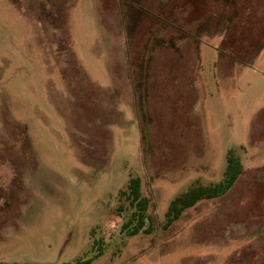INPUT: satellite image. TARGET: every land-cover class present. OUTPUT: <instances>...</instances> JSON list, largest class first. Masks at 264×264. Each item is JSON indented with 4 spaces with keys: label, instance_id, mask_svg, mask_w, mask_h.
I'll list each match as a JSON object with an SVG mask.
<instances>
[{
    "label": "rangeland",
    "instance_id": "obj_1",
    "mask_svg": "<svg viewBox=\"0 0 264 264\" xmlns=\"http://www.w3.org/2000/svg\"><path fill=\"white\" fill-rule=\"evenodd\" d=\"M0 264H264V0H0Z\"/></svg>",
    "mask_w": 264,
    "mask_h": 264
},
{
    "label": "trees",
    "instance_id": "obj_2",
    "mask_svg": "<svg viewBox=\"0 0 264 264\" xmlns=\"http://www.w3.org/2000/svg\"><path fill=\"white\" fill-rule=\"evenodd\" d=\"M242 173V165L239 159L233 155V153L228 152L226 165L224 171L222 172L221 180L215 184H209L203 186L201 184H195L188 188V190L177 197H175L168 208L166 213L167 222L176 218L182 209L192 206L195 202L201 198L213 197L222 194L225 189L229 188L231 184L240 176ZM127 191H122L126 195L129 201V206L138 201V207L142 210L144 214V209L149 203L147 197L142 196L138 189V183L136 180L132 179L129 183ZM141 213V217H142ZM142 220V219H141ZM140 222V219H139ZM140 224L134 226L132 233H136L139 230Z\"/></svg>",
    "mask_w": 264,
    "mask_h": 264
}]
</instances>
